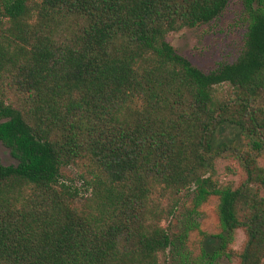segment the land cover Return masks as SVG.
I'll use <instances>...</instances> for the list:
<instances>
[{"label":"trees","instance_id":"obj_1","mask_svg":"<svg viewBox=\"0 0 264 264\" xmlns=\"http://www.w3.org/2000/svg\"><path fill=\"white\" fill-rule=\"evenodd\" d=\"M227 3L0 0V142L16 160L0 158V264H168L162 221L193 189L219 195L222 227L195 264H263L264 0H243L242 51L213 71L165 39ZM229 130L250 147L226 142ZM225 151L244 176L212 191Z\"/></svg>","mask_w":264,"mask_h":264},{"label":"rangeland","instance_id":"obj_2","mask_svg":"<svg viewBox=\"0 0 264 264\" xmlns=\"http://www.w3.org/2000/svg\"><path fill=\"white\" fill-rule=\"evenodd\" d=\"M247 24L243 0H228L225 8L212 20L170 31L165 39L178 53L208 72L236 61L243 48ZM258 103L264 107V93L258 96ZM224 139L231 145L245 148H249L251 144V138L237 130L227 131ZM0 158L5 164L16 162L1 142ZM257 160L264 167V150L260 152ZM60 176L63 182L77 187L81 193H86V184L80 170L75 166H62ZM243 176L235 159L229 155V151H225L214 159L211 190L225 186L235 187ZM198 193L197 189H193V192L181 200L175 212L162 221L174 241L168 264H195L201 254L204 234H215L222 229L218 214L219 195L210 193L201 199ZM244 242L245 234L239 228L234 231L229 246L238 252ZM227 264H237V258Z\"/></svg>","mask_w":264,"mask_h":264}]
</instances>
